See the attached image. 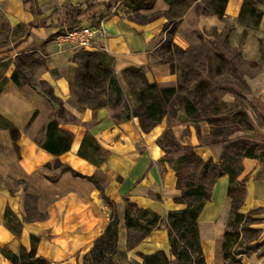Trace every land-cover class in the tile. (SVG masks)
<instances>
[{"label": "crops", "instance_id": "crops-1", "mask_svg": "<svg viewBox=\"0 0 264 264\" xmlns=\"http://www.w3.org/2000/svg\"><path fill=\"white\" fill-rule=\"evenodd\" d=\"M84 1L33 0L39 10L36 17L22 0H0V12L9 25L26 26L28 29L12 51L0 52L1 70L2 64L6 63L3 70L5 80L0 85V115L19 132L15 149L9 130L0 125V247L15 253L20 247L29 249L31 236H34L37 238L35 255L45 258L48 264H84V257L94 240L110 221V208L91 181L45 166L55 157L38 146L35 138L52 115L54 106L33 82L27 80L17 84L10 76L18 53L37 51L40 47L46 52L44 71L47 73L58 67L63 55L50 48V37L56 34L52 23L54 19L50 15L60 10L64 13L68 5ZM241 4L242 0H228L222 19L213 14L198 15V26L202 29L215 28L220 32L226 22H234L233 37L239 39L243 27L235 20ZM257 8L261 11L257 31L264 34V2L258 3ZM118 13L112 5L111 13L100 23L105 36L96 37L94 43L113 57L115 70L132 65H149L148 80L170 83L173 74L165 63L148 64L150 53L161 42L164 21L156 19L136 23ZM43 20L45 23H42ZM86 20L83 18L78 26H85ZM30 23L37 26L30 27ZM19 68L27 79L26 70ZM258 71L257 78L262 80L257 85L251 83L252 90L264 98V62ZM61 84L65 88L63 81ZM67 110L77 122L60 124L72 134V141L69 150L57 158L78 173L92 176L114 205L119 219L115 262L143 264L141 254L150 255L159 251L173 259L169 254L165 216L168 211L184 205L177 201L180 190L176 187L175 171L162 162L164 152L158 140L166 128L164 121L144 130L134 117L114 121L106 108L77 110L70 107ZM86 134L91 135L101 151L106 152L99 164L78 155ZM190 144L204 160L220 161L224 152V145L200 144L196 137L190 138ZM241 164L238 179L245 178V194L239 211L246 213L264 208V160L245 157ZM228 185V175L220 176L198 213V238L205 264H226L222 245L230 220ZM28 195L35 199L38 206L28 201ZM127 202L162 218L158 228L151 229L131 244L128 242L130 229L124 224ZM0 264L12 263L0 254Z\"/></svg>", "mask_w": 264, "mask_h": 264}, {"label": "rangeland", "instance_id": "rangeland-1", "mask_svg": "<svg viewBox=\"0 0 264 264\" xmlns=\"http://www.w3.org/2000/svg\"><path fill=\"white\" fill-rule=\"evenodd\" d=\"M109 2L119 11L118 14L136 23L156 19L164 21L160 33L161 42L150 53L148 64L164 61L173 74L172 81L167 84L150 81L146 75L149 65L137 66L142 68L147 82L156 83L159 87L174 86L177 90L161 120L166 125L158 140L164 152L162 162L175 171L186 155L188 146H192L190 138L196 137L200 144H207L217 139L218 133H229V127L236 124L234 113L238 110L249 117L252 129L247 130L241 126L240 130L229 134L228 142L220 143L224 145L222 156L234 151L230 141L245 139L258 145L255 155L264 160V98L252 90L251 84L261 82L262 78H257V74L264 62V34L257 31L255 17H250L247 12L240 16L239 11L235 23L242 26L243 31L239 39H234V22H226L220 32L215 28L202 29L198 26L201 11L211 14L210 0H183L173 5H168L165 0H154L151 9H140L136 0ZM258 3H255L256 8ZM104 9V6H96L88 12L83 25L91 24L89 19L93 12L99 13ZM62 17V10L50 15L56 27V34L50 37V48L63 55L60 56L58 67L47 73L44 71L46 52L42 47L37 51L18 53L15 62L26 70L27 80L37 85L53 104L50 118L55 116L60 124L77 122L75 116L67 110L70 107L77 110L106 108L114 121L124 120V115L140 104L139 92L143 88L141 79L135 73H123L124 68L115 70L113 57L94 41L90 49L69 42L59 43L55 37L64 32L58 28ZM27 30L26 26L21 25L11 27L0 12V52L12 51L27 34ZM171 30L173 32L170 33ZM167 37H171L172 44L169 49H164L163 43ZM219 53L224 55V59ZM98 54H105L106 58L100 60ZM98 62L112 72L119 93L112 90L108 77L97 67ZM5 67L6 63H3L0 85L5 80ZM184 108L192 110L196 116H188ZM58 109H62L61 112H56ZM134 118L138 121L141 119L143 126L150 125L145 117ZM4 123L5 120L0 118V125ZM89 153L95 156L92 150ZM28 201L38 206L30 195ZM132 215L135 216L136 212ZM226 230L233 233V239L226 246V264H236L235 261L242 264H264V208L243 213L238 220L231 216ZM141 235L142 232L131 229L130 242L133 243ZM116 256H112L113 261H116Z\"/></svg>", "mask_w": 264, "mask_h": 264}, {"label": "trees", "instance_id": "trees-1", "mask_svg": "<svg viewBox=\"0 0 264 264\" xmlns=\"http://www.w3.org/2000/svg\"><path fill=\"white\" fill-rule=\"evenodd\" d=\"M168 5L179 4L183 0H165ZM228 0H210L209 4L212 8L211 14L222 19L224 17L225 6ZM264 0H243L240 8V16L247 12L250 17H255L254 25L257 26L261 18V11L256 8L255 3ZM27 9L34 16H38L39 10L34 5L33 0H22ZM140 9H150L154 4V0H136ZM104 5V11L93 12L90 17V25L99 26L101 21L111 13L112 4L110 2L101 3L98 0H85L77 5H68L63 13L61 29L64 31L77 27L81 20L88 12L96 6ZM199 14H208L207 11H201ZM42 23H45L43 20ZM30 27L37 24L30 23ZM62 30V32H63ZM173 30L170 31V33ZM172 44L171 37H167L163 43L164 49H169ZM224 59V55L219 53ZM100 60L106 58L105 54H98ZM164 61H161L163 63ZM100 71L108 77V84L114 92L119 93L120 89L112 72L99 62L96 64ZM123 73H135L141 79L143 88L139 92L138 101L140 104L132 112L124 115L123 119L128 120L132 117H145L149 120V126H143L141 119L140 126L144 130L160 122L166 115L169 102L172 97L177 94L174 86H161L156 83H149L144 77L141 67L129 66L124 68ZM11 80L17 84L27 81L24 73L20 70L16 63L14 70L10 76ZM58 109L56 112H58ZM62 110V109H61ZM60 110V112H61ZM184 112L190 116L196 115L190 109L184 108ZM237 118L236 124L229 127V133L223 132L217 134V139L210 140L206 145L220 144L228 142L229 134L240 130L241 126L245 129H252V123L249 117L241 110L234 113ZM0 118L5 120L4 126L9 130L15 149H17L18 129L6 120L2 115ZM38 146L54 155L52 162L46 163V167L59 168L62 172H70L73 176L83 177L91 181L101 194L102 199L110 208V221L105 227L103 233L98 236L84 257V264H117L113 261L112 256L117 253L116 241L118 235L119 219L116 214L114 205L102 193V188L92 176H85L73 170L69 166L63 165L58 156L69 150L72 141V134L60 127V122L54 117L50 118L43 129L35 138ZM230 145L234 146V151L230 155L222 156L220 161L212 159L204 160L196 152L194 146H188L186 155L182 158L179 166L176 167V187L180 190V197L177 201L184 206L177 210L168 211L165 216V226L167 229L169 254L173 256V260L169 259L164 252L159 251L150 255H140L143 264H205L201 247L198 238L197 217L205 201L209 199L210 191L215 181L222 175H228L229 185L227 195L230 198V217L233 216L236 220L243 216L239 211L242 200L245 194V178L238 179L242 170V158H257L255 151L258 145L245 139H237L230 141ZM92 150L95 156H92L89 151ZM78 155L87 160L99 164L103 161V156L106 152L101 151L100 146L94 138L86 134L84 135ZM136 212L133 216L132 213ZM150 216L147 218V216ZM162 222V218L154 212L147 209L137 207L134 203L127 202L124 210V224L129 230L133 229L142 232V235L137 239L142 238L153 228H158ZM233 239V233L225 230L224 242L222 245V255L224 260L227 258L226 246L229 240ZM129 244L130 238L128 239ZM37 238L31 236L30 248L20 247L15 253L5 247H0V254L9 260L12 264H48L45 258L35 255ZM236 264H242L240 261H235Z\"/></svg>", "mask_w": 264, "mask_h": 264}, {"label": "built area", "instance_id": "built-area-1", "mask_svg": "<svg viewBox=\"0 0 264 264\" xmlns=\"http://www.w3.org/2000/svg\"><path fill=\"white\" fill-rule=\"evenodd\" d=\"M104 36L105 31L100 25H85L59 33L56 35L55 39L59 41V43L69 42L81 48L90 49L96 37L102 38Z\"/></svg>", "mask_w": 264, "mask_h": 264}]
</instances>
